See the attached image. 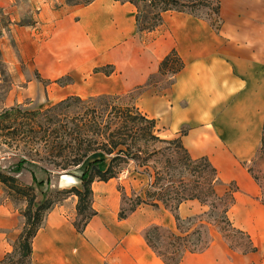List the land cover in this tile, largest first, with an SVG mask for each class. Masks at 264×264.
<instances>
[{
    "label": "crops",
    "instance_id": "obj_1",
    "mask_svg": "<svg viewBox=\"0 0 264 264\" xmlns=\"http://www.w3.org/2000/svg\"><path fill=\"white\" fill-rule=\"evenodd\" d=\"M27 1L38 22L15 30L31 48L32 66L25 81L30 96L38 84L33 72L51 81L74 76V83L57 88L55 82L46 84L52 102L68 95L123 93L145 84L175 48L184 66L168 90L150 88L142 94L143 113L164 123V138L188 127L182 136L186 148L192 144L202 155H226L233 167L259 148L264 125V0H219L217 30L206 20L177 12L165 30L163 22L143 33L135 31L136 8L130 2L94 0L76 6L64 0ZM21 3L0 0V10L19 19ZM106 64L113 68L109 75L93 71ZM157 133L161 136L159 129ZM22 226L17 210L0 207V258ZM85 232H77L59 209L51 208L32 239L29 264H98L99 257L87 255ZM138 248L131 244L129 250L135 253Z\"/></svg>",
    "mask_w": 264,
    "mask_h": 264
},
{
    "label": "trees",
    "instance_id": "obj_2",
    "mask_svg": "<svg viewBox=\"0 0 264 264\" xmlns=\"http://www.w3.org/2000/svg\"><path fill=\"white\" fill-rule=\"evenodd\" d=\"M93 0H86V4ZM130 2L136 8L135 31L150 32L163 23V13L177 11L196 16L198 9H207L211 18L210 25L217 30L220 25L219 0H116ZM69 5L79 4L78 2ZM184 66L175 48H172L160 61L159 74L169 73L172 81ZM108 68V69H107ZM109 75L112 65L95 67ZM156 73V74H157ZM153 75L147 79L151 84ZM50 81V80H49ZM59 85L71 82L70 74L53 80ZM117 95L99 94L82 99L78 95H68L53 103L43 111L29 110L21 105H13L0 111V136H7L8 146L25 144L24 152L8 166L0 168V182L23 195L26 205L22 211L23 226L14 250L6 252L0 258V264H29L31 242L42 225L44 216L55 203L48 197V189L41 187L51 179L52 171L44 162L56 164L65 169L66 175L75 176L79 186H71L61 192L76 196V218L72 222L75 230L82 233L88 221L95 215L92 207L94 180L107 181L118 176L120 164L132 160L136 171L146 175L143 194L127 197L120 187L122 203L129 199V206H120L118 218L127 215L141 204L153 207L163 206L168 209L174 219V227L167 228L160 224H151L142 231L145 244L163 264H181L189 254L205 250L212 236L209 225L225 240L228 247L242 254L255 253L258 246L251 234L234 225L228 216V210L234 203V187L231 185L223 193L217 190L218 172L206 155L193 158L182 143L186 128L172 138L160 137L154 118L148 117L133 103L118 102ZM75 109V111H71ZM24 126H29L25 132ZM3 132V133H2ZM30 132V133H28ZM156 143H164V147H155ZM96 157L86 160L92 154ZM57 159H60L58 161ZM64 160L65 163H60ZM85 162V163H84ZM106 162L105 168L101 164ZM153 162L152 173L149 163ZM155 163L159 165L156 166ZM28 164L45 174L38 178L35 171L29 169L31 182L25 187L16 183V174ZM82 168L75 173V168ZM143 167V169H139ZM38 194L41 195L38 198ZM187 200H196L207 206L202 213L210 218L204 221L201 215L182 218L178 207ZM18 253L20 258L13 261Z\"/></svg>",
    "mask_w": 264,
    "mask_h": 264
},
{
    "label": "rangeland",
    "instance_id": "obj_3",
    "mask_svg": "<svg viewBox=\"0 0 264 264\" xmlns=\"http://www.w3.org/2000/svg\"><path fill=\"white\" fill-rule=\"evenodd\" d=\"M66 1H70V3L78 2L79 4H75L76 6H85L94 0L87 4L86 0H64V3ZM55 6L57 7L58 5L55 4ZM6 10L5 12L2 9L0 10V111L16 104L31 111H43L59 101L52 102L47 96L46 84L53 82V80H44L36 72H33L34 79L38 84L37 88H33L34 92L30 96L25 88V81L28 76V70L32 66L30 60L31 48L28 40L21 42L18 39L15 30L16 26L20 25L35 26L36 22H38V17L34 15V11L30 8V3L27 0H22L20 4L21 14L18 16L19 19ZM12 12L14 13V11ZM176 14L177 11H166L163 13L164 23L162 25L163 28L161 27L162 30L168 28L166 21ZM196 15L198 16L197 18L206 20L208 23L212 19L207 9H198ZM11 16L13 20H11ZM35 39L38 41V36ZM21 43L23 44L21 45ZM18 69L21 72V76L18 73ZM171 81L172 76L169 73H157L153 75L151 84H147L146 81L145 84L136 86L129 91L109 94L117 95L119 98L118 102H121V104L133 103L144 112L143 103L141 102L142 94L150 88H154L155 91L168 90ZM70 83H74L73 75H71ZM57 84H54V87L57 88ZM49 87H53V84ZM74 87L79 92V86L75 85ZM18 95L21 97L18 98ZM80 97L86 99L89 96ZM71 111H75V109H71ZM156 122L161 134L160 137L163 136L164 138V135H166L165 125L158 120ZM182 128H186V133L188 132V127ZM29 129V126H24L23 128L25 132L30 131ZM7 141H9L7 136H0V168L2 170L8 169V166L15 162L20 155L28 153L24 152V149H26L25 144H20L19 147L15 145L8 146ZM154 146L164 147L165 144L156 143ZM187 149L193 158L202 155V151L192 144H188ZM208 154L210 157L206 155L211 162L218 165L216 167L218 172V192L223 193L230 185L234 187V203L228 210L229 218L234 225L251 234L258 246V250L255 253L242 254L230 249L215 227L210 224L209 233L212 236V241L209 246L200 253L187 255L181 264H264V125L259 148L252 154L251 158L238 160L236 167H233L234 162L231 163L226 155L215 151L208 152ZM97 155L92 153L86 160H90ZM57 160L60 161V159ZM60 163H65V161L61 160ZM43 164L52 173L49 182L44 183L41 188L43 190L48 189V197L55 201L52 209H59L60 213L72 224L76 218V197L61 191L69 189L71 186L78 187L79 181L75 176L66 175L65 169L58 168L52 162H44ZM149 165L152 173L153 162H150ZM155 165L158 166L159 164L155 163ZM82 166L75 168V173H79ZM100 166L105 168L106 162ZM119 166L121 168L118 176L107 181L94 180L91 184L93 190L92 207L96 213L85 227L84 237L87 241V255L99 257L98 264H163L162 261L153 256L154 253L145 244L141 235L143 229L151 224H160L167 228H173V216L168 209L161 205L153 207L141 204L126 218L119 219L118 211L120 206L123 205L126 208L130 202L129 199H126L122 203L120 187H122L127 197H134L137 193L143 194V188L147 180L146 175H141L136 171L137 166L132 160ZM29 169L34 170L38 178L45 177L42 171L32 166V164H28L26 168L16 174V183L19 186L25 187L30 184ZM139 169H143V167ZM40 197L41 195L38 194V198ZM25 205L26 199L23 195L0 182V207L8 206L17 210L23 222L22 211ZM206 209L207 206L201 205L196 200H187L179 205L178 214L182 218L201 215L202 220L210 221V218L203 214ZM17 238L11 242L9 251L14 250ZM131 244H138L140 249L138 248L137 252L132 253L129 250ZM12 258L15 261L20 258V255L16 253ZM5 264H8V261Z\"/></svg>",
    "mask_w": 264,
    "mask_h": 264
}]
</instances>
